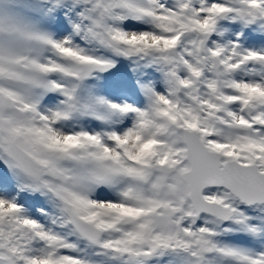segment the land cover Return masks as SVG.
I'll list each match as a JSON object with an SVG mask.
<instances>
[{
  "label": "snow or ice",
  "instance_id": "obj_1",
  "mask_svg": "<svg viewBox=\"0 0 264 264\" xmlns=\"http://www.w3.org/2000/svg\"><path fill=\"white\" fill-rule=\"evenodd\" d=\"M0 264H264V0H0Z\"/></svg>",
  "mask_w": 264,
  "mask_h": 264
}]
</instances>
